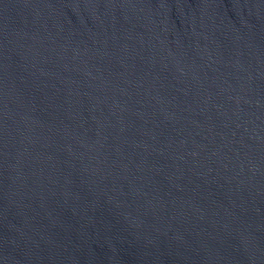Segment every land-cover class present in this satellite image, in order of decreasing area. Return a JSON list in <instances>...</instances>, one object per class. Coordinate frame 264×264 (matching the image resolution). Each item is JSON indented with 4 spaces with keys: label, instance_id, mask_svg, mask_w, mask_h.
Returning a JSON list of instances; mask_svg holds the SVG:
<instances>
[{
    "label": "water",
    "instance_id": "1",
    "mask_svg": "<svg viewBox=\"0 0 264 264\" xmlns=\"http://www.w3.org/2000/svg\"><path fill=\"white\" fill-rule=\"evenodd\" d=\"M0 264H264V0H0Z\"/></svg>",
    "mask_w": 264,
    "mask_h": 264
}]
</instances>
